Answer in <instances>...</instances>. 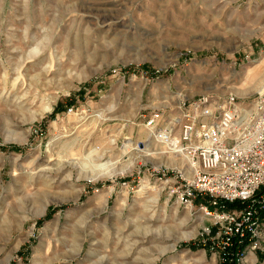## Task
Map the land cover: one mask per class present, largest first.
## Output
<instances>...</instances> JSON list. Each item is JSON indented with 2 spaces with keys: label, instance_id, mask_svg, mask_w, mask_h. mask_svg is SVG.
Returning <instances> with one entry per match:
<instances>
[{
  "label": "rangeland",
  "instance_id": "obj_1",
  "mask_svg": "<svg viewBox=\"0 0 264 264\" xmlns=\"http://www.w3.org/2000/svg\"><path fill=\"white\" fill-rule=\"evenodd\" d=\"M262 60L264 0H0V264H223L146 117L209 92L244 119Z\"/></svg>",
  "mask_w": 264,
  "mask_h": 264
},
{
  "label": "built area",
  "instance_id": "obj_2",
  "mask_svg": "<svg viewBox=\"0 0 264 264\" xmlns=\"http://www.w3.org/2000/svg\"><path fill=\"white\" fill-rule=\"evenodd\" d=\"M237 96L205 92L181 98L171 121L158 112L146 117L152 139L166 153L185 160L175 168L151 167L180 204L198 208L216 228H224L228 245L223 264L231 255L232 236L242 243L238 264L248 246L260 248L264 238V87L256 95L250 124H242ZM252 133V134H251Z\"/></svg>",
  "mask_w": 264,
  "mask_h": 264
},
{
  "label": "trees",
  "instance_id": "obj_3",
  "mask_svg": "<svg viewBox=\"0 0 264 264\" xmlns=\"http://www.w3.org/2000/svg\"><path fill=\"white\" fill-rule=\"evenodd\" d=\"M52 114H56V112L53 111ZM239 240H241V236L239 234H234L232 236V246H231L232 254L229 255L228 259L226 260L224 264H238V261L236 258L238 250L242 249L249 243V240L247 237L243 239L242 243H239Z\"/></svg>",
  "mask_w": 264,
  "mask_h": 264
},
{
  "label": "bare ground",
  "instance_id": "obj_4",
  "mask_svg": "<svg viewBox=\"0 0 264 264\" xmlns=\"http://www.w3.org/2000/svg\"><path fill=\"white\" fill-rule=\"evenodd\" d=\"M262 62H264V60H262ZM264 83V77H260V81H259V83H258V85H260V88L262 87V84ZM259 87V86H258ZM262 90V89H261ZM239 109H240V111H241V114H242V109H241V107H240V105H239ZM252 114V113H251ZM251 116V115H250ZM250 116H248V117H245L244 119H242L241 118V120H240V122L242 123V124H247V125H249L250 124V121H251V118H250ZM252 134V133H251ZM114 142V141H113ZM185 160V157L184 156H182L181 158H180V160Z\"/></svg>",
  "mask_w": 264,
  "mask_h": 264
}]
</instances>
